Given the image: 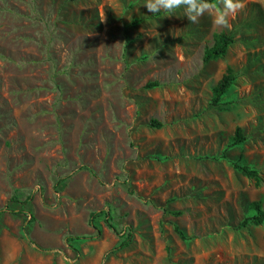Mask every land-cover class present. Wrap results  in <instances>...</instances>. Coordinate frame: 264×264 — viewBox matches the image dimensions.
Instances as JSON below:
<instances>
[{
	"label": "rangeland",
	"instance_id": "obj_1",
	"mask_svg": "<svg viewBox=\"0 0 264 264\" xmlns=\"http://www.w3.org/2000/svg\"><path fill=\"white\" fill-rule=\"evenodd\" d=\"M144 2L0 0V264H264V0Z\"/></svg>",
	"mask_w": 264,
	"mask_h": 264
},
{
	"label": "clouds",
	"instance_id": "obj_2",
	"mask_svg": "<svg viewBox=\"0 0 264 264\" xmlns=\"http://www.w3.org/2000/svg\"><path fill=\"white\" fill-rule=\"evenodd\" d=\"M144 7L152 14L174 13L182 9L184 16L192 23H197L199 18L208 14L212 17L215 26L230 28V18L244 8L243 0H145Z\"/></svg>",
	"mask_w": 264,
	"mask_h": 264
},
{
	"label": "trees",
	"instance_id": "obj_3",
	"mask_svg": "<svg viewBox=\"0 0 264 264\" xmlns=\"http://www.w3.org/2000/svg\"><path fill=\"white\" fill-rule=\"evenodd\" d=\"M234 39L226 34H220L216 36L215 44L212 47H207L205 49L204 53V62L208 63L210 61L218 60L223 58L228 50V47L233 44ZM234 77L233 75H227L224 76L223 80L215 88V95L216 99H219L222 95H224L227 91V89L230 87ZM157 84H149L147 87H156ZM152 126L154 127H160L161 124L158 122H152ZM238 136L240 135V131L238 130ZM240 137V136H239ZM236 168L240 169L244 175L248 177H256L257 173L254 170H249L248 167H241L239 165H235ZM31 198L29 197L26 201L22 203V205H28L30 202ZM20 203V202H19ZM253 207L255 209V214L252 215L251 217L246 218L242 223H240L239 228L245 227L249 222H252L253 224L259 226L264 224V210L262 208L261 202H255L253 204ZM26 210H21L20 213H24ZM105 214L107 215V223L108 226L111 229H115L114 226L110 223V214L109 212L102 211L98 214H93L92 215V220L91 222H94L95 219L100 215V214ZM74 238H69L68 241H72ZM131 244V235H128V237L121 243V245L116 248L117 250H124L128 248Z\"/></svg>",
	"mask_w": 264,
	"mask_h": 264
}]
</instances>
